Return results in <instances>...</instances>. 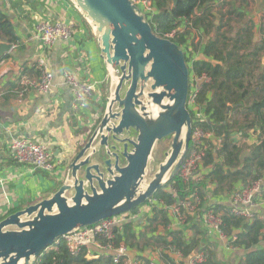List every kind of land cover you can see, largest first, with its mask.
Masks as SVG:
<instances>
[{
  "label": "water",
  "instance_id": "obj_1",
  "mask_svg": "<svg viewBox=\"0 0 264 264\" xmlns=\"http://www.w3.org/2000/svg\"><path fill=\"white\" fill-rule=\"evenodd\" d=\"M69 1L96 37L109 91L100 119L72 153L56 190L0 219V264H34L73 229L140 208L177 175L189 148L183 49L153 33L130 0ZM13 47L0 40V59ZM166 138L163 159L148 177L156 146ZM248 152H240V161Z\"/></svg>",
  "mask_w": 264,
  "mask_h": 264
},
{
  "label": "trees",
  "instance_id": "obj_2",
  "mask_svg": "<svg viewBox=\"0 0 264 264\" xmlns=\"http://www.w3.org/2000/svg\"><path fill=\"white\" fill-rule=\"evenodd\" d=\"M152 1L154 10L148 21L153 33L167 38L166 34L174 30V35L168 38L183 49L189 70L206 72L211 77V82L202 86L198 99L208 114V121L200 124L219 137L217 149L208 150L205 158V163L212 164V168L197 185L183 184L178 174L166 184H171L181 197L196 190L201 198L200 210L204 205L207 208L205 188L213 189V194H221V190L233 188L236 182H245L256 174L250 178L252 180L264 173V65L261 66L264 34L254 36V24L248 19L243 0L237 6L223 0L219 3V9L215 8L218 0H178L175 4L173 0ZM224 5L227 6L222 10ZM195 33L201 39L199 51L191 48L192 42L187 44V39ZM0 39L14 45L19 42L13 25L1 12ZM199 52L201 54L198 56ZM38 70L35 66L24 63L19 74L37 78ZM228 105L231 107L229 113H226ZM251 132L255 133L256 141L251 146L245 145L251 147L250 152L240 161L242 146L237 144L234 133H238L239 138L246 139ZM71 155L63 160L64 165L71 160ZM232 188L226 192H230ZM152 197L163 199L166 203L174 200L170 191L163 187ZM224 208L228 209L226 205L216 203L214 209ZM137 209L131 211L136 212ZM146 219L150 229L145 231L137 229L134 220L114 227L113 243L124 242L129 248L139 251L161 250L162 256L158 257V261L137 255L143 264H177L168 253L171 247L179 250L184 257L195 249L202 248L207 254L202 264H220L206 246L200 243L196 235L201 231L196 224L192 226L195 234L185 237L181 229H168L169 220L162 208H154ZM155 225L161 226L162 232L155 234ZM222 230L228 235L239 230L232 242L242 251L239 264H264V246L260 245L264 241V219L251 222L225 213L222 216ZM141 239L144 240L143 243L140 242ZM88 249L82 247L77 254H73L67 249L62 237H59L40 253L34 264H115L110 254L100 253L96 257H88ZM183 261L181 259L178 264Z\"/></svg>",
  "mask_w": 264,
  "mask_h": 264
},
{
  "label": "crops",
  "instance_id": "obj_3",
  "mask_svg": "<svg viewBox=\"0 0 264 264\" xmlns=\"http://www.w3.org/2000/svg\"><path fill=\"white\" fill-rule=\"evenodd\" d=\"M222 1L215 3L216 9H219V3ZM225 1L236 6L240 4V0ZM226 6L224 5L222 10ZM243 7L248 19L254 24V36H262L264 0H243ZM0 12L9 19L19 38L11 52L0 59V175L6 173L5 180L0 185L1 219L5 212L48 197L56 190L57 182L64 174L63 160L77 150L87 131H90L103 113L109 82L99 57L96 37L69 0H0ZM63 14L73 23V35L68 40H57L46 52L47 67L52 73L49 90L39 94L28 90L20 91V67L26 63L37 68L39 59L40 48L34 26L42 19L56 20ZM65 71L81 82L92 84L91 98L76 97L63 77ZM16 137H25L49 148L53 157L59 160L56 173L50 175L17 163L7 152L8 144ZM238 144L241 146L239 142ZM240 183L236 182L233 186ZM206 189L211 190L210 187ZM210 201L214 206L216 203L227 206L229 193L224 191L218 196H213ZM205 207L204 205L200 210L196 209L195 215L189 216H196L195 221L201 231L196 236L200 243L206 246L220 264H239L242 251L239 248L228 249L224 240L203 223L202 214ZM144 213L147 212H134L138 217L134 219L137 229L148 225L146 217L151 212L146 215ZM189 217L185 227L176 220L171 221V230L181 229L184 235H193L192 226L189 227ZM262 242L260 245L264 246ZM155 252L130 249L131 256L141 255L148 260L158 261V254ZM88 253L97 255L100 251L91 246Z\"/></svg>",
  "mask_w": 264,
  "mask_h": 264
},
{
  "label": "built area",
  "instance_id": "obj_4",
  "mask_svg": "<svg viewBox=\"0 0 264 264\" xmlns=\"http://www.w3.org/2000/svg\"><path fill=\"white\" fill-rule=\"evenodd\" d=\"M134 3L147 18L154 10L152 0H130ZM35 37L39 44L40 52L37 61L39 77L32 78L24 74L18 75V86L20 91H33L37 94L46 93L51 84L52 73L47 67L46 52L57 40H68L73 35V23L63 14L56 20L42 19L35 26ZM174 34V31L167 33V37ZM189 67V66H188ZM65 81L70 85L72 91L78 99L88 98L93 94V86L90 83L79 81L70 72L63 73ZM211 82V77L206 72L197 73L189 70V86L187 93V108L192 115V131L189 148L178 169V177L183 184H195L202 182L212 168V164H206L205 158L208 150L217 149L219 137L212 131L202 127L200 122L207 120L208 114L199 102V93L204 84ZM91 98V97H90ZM193 122L195 125L193 126ZM234 137V136H233ZM235 139V138H234ZM246 139L236 140L240 144ZM239 145V144H238ZM8 154L17 162L28 165L31 170H40L53 175L59 165V160L53 157L49 148L45 145L32 141L25 137L13 138L7 146ZM6 173L0 175V185L5 180ZM263 179H252L241 182L233 186L229 193L227 208L215 210V206L208 202L207 208L203 210L202 220L205 226L224 240L225 245L230 250H235L232 242L235 234L228 235L222 230V216L225 213L242 217L248 221L264 219V184ZM169 191L174 198L172 203H166L159 198H150L137 210H143L152 214L154 208H162L168 217V229L170 222L176 220L182 227H185L187 219L193 215L196 208L201 203V198L196 190L188 195L179 196L176 189L170 184ZM147 213H144L145 215ZM142 214V211H141ZM137 214L127 211L116 216L105 218L92 225L77 227L72 231L62 235V239L67 249L77 254L82 247L90 248L95 246L102 254H110L112 262L115 264H143L136 256L130 255V249L123 243H113L114 227H120L123 223L134 220ZM149 215V216H150ZM161 227V226H159ZM162 228V227H161ZM160 233L155 232V234ZM185 237L189 236L187 233ZM99 253V254H100ZM169 255L175 263L184 259L182 264H202L206 260V252L202 248L195 249L190 255L184 257L183 254L174 247L169 248ZM155 254L162 256L161 250L157 249ZM88 257L97 255L89 254Z\"/></svg>",
  "mask_w": 264,
  "mask_h": 264
},
{
  "label": "rangeland",
  "instance_id": "obj_5",
  "mask_svg": "<svg viewBox=\"0 0 264 264\" xmlns=\"http://www.w3.org/2000/svg\"><path fill=\"white\" fill-rule=\"evenodd\" d=\"M215 20H218V18H216ZM217 23H218V21H217ZM172 31H174V30H172ZM174 33H175V31H174ZM174 35V34H173ZM172 35V36H173ZM168 38V37H167ZM190 42H192V45H190L191 46V48L194 50V51H199V49H200V44H201V39H200V36L199 35H197L196 33L195 34H193V35H191V37L190 38H188L187 39V44H190ZM189 52V51H188ZM200 53V52H199ZM264 55V54H263ZM230 111V110H229ZM229 113V112H228ZM240 137V135L238 134V133H234V138H235V140H240L241 138H239ZM169 141H170V138H166V139H164V140H162V141H160L158 144H157V146H156V149H155V154H154V160L152 161V164L150 165V169L148 170V177H150L151 175H152V173H153V171H154V169L156 168V166H157V164H158V162L159 161H161L162 159H163V152L167 149V147H168V144H169ZM246 142H248V143H242L241 144V146H242V151H244V150H246V149H250L251 147V144H253L255 141H256V135H255V133H250V135H249V138L247 139V140H245ZM245 145H250V146H245ZM241 151V152H242ZM249 153V152H248ZM248 153L243 157V159H245V157L248 155ZM242 159V160H243ZM64 168V167H63ZM62 172H63V169H62ZM262 174H264V173H262ZM260 175V176H258L257 178H254V179H263V182H264V175ZM256 174H253V175H251L249 178H247L246 180H245V182L246 181H248V180H251L250 178H253V176H255ZM60 180V179H59ZM168 184V183H167ZM264 184V183H263ZM230 188H232V187H230ZM230 188H224V190H221V194L224 192V191H228ZM163 189L164 190H166V191H169L171 188L169 187V186H166V184L163 186ZM213 189H206L205 188V190H204V194H205V202H206V204L209 202V199H211L213 196L215 197V196H218V195H220V194H218V193H220V192H218V193H216V194H213V191H212ZM200 206H198L196 209H198ZM201 212V211H200ZM194 215H195V213H194ZM195 218H196V216H192L191 218H190V220H189V227L190 226H193V224H196V226H197V229L199 230V225L196 223V221H195ZM156 226V225H155ZM147 228L148 229H150V227H148V225L146 226V225H142V228H140V230H143V231H145V230H147ZM156 230L154 231V232H162V228L161 227H159V226H156ZM191 234H195V230H194V228H192L191 229ZM143 241L144 240H140V242H142L143 243ZM124 243V242H123ZM262 244L264 245V242H262ZM126 246L129 248V246L126 244ZM148 248H150L149 246H147ZM129 249H131V248H129ZM131 250H136V249H131Z\"/></svg>",
  "mask_w": 264,
  "mask_h": 264
}]
</instances>
